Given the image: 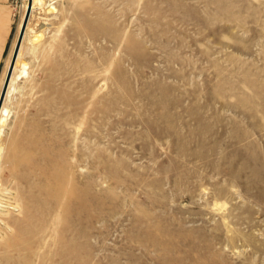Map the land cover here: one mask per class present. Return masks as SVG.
<instances>
[{"label": "rangeland", "instance_id": "374dc122", "mask_svg": "<svg viewBox=\"0 0 264 264\" xmlns=\"http://www.w3.org/2000/svg\"><path fill=\"white\" fill-rule=\"evenodd\" d=\"M26 3L0 0V79ZM33 6L0 264H264V0Z\"/></svg>", "mask_w": 264, "mask_h": 264}, {"label": "bare ground", "instance_id": "6f19581e", "mask_svg": "<svg viewBox=\"0 0 264 264\" xmlns=\"http://www.w3.org/2000/svg\"><path fill=\"white\" fill-rule=\"evenodd\" d=\"M37 5H40L42 6L43 5V0H34V6L33 8H36ZM28 8V3H26V9ZM26 9H25V12H24V15H22V20H21V23H20V26L23 28V24H24V21H25V13H26ZM28 25L29 27V24L27 23L26 26ZM22 28H20L19 30V33L16 37V40L13 44V50L11 51V54H10V57H9V60H8V63H7V66L5 67V71L2 75V78H1V82H0V97H1V94H2V90H3V87H4V84H5V81H6V78H7V75H8V71L10 69V66H11V63H12V60H13V56H14V53H15V50L16 48L18 47V39L20 37V32L22 30ZM26 28V27H25ZM36 39H39V36L36 38ZM23 45H21L20 49L17 51V56H15V67H14V71H13V76H12V79H11V83H10V86L8 88V93H7V97H6V101L9 99V98H12L10 97L17 89H20L22 86L21 85H17V82L19 79H23L27 76H29V69H28V63L22 59V56L24 57V54L22 51V47ZM35 49H33L34 51ZM15 95V94H14ZM13 95V96H14ZM13 99V98H12ZM6 101L5 103L3 104L2 108H1V114H0V127L1 126H4L5 122L7 121V117L9 116L10 114V109L8 107V105L6 104ZM0 135H1V130H0ZM1 150V149H0ZM0 156H1V151H0ZM66 184V183H65ZM82 185V184H81ZM66 188V186H65ZM59 192V191H58ZM5 195V194H4ZM58 196V195H57ZM54 197V196H53ZM2 199V198H0ZM60 207V206H59ZM5 212V211H4ZM57 213V212H56ZM59 215V213H58ZM53 222V221H52ZM48 229V228H47ZM39 231V230H38Z\"/></svg>", "mask_w": 264, "mask_h": 264}, {"label": "water", "instance_id": "95a60500", "mask_svg": "<svg viewBox=\"0 0 264 264\" xmlns=\"http://www.w3.org/2000/svg\"><path fill=\"white\" fill-rule=\"evenodd\" d=\"M32 5H33V0H30L29 8H28L27 14L25 16V21H24V24H23V28H22V30L20 32V37L18 39V47L15 50V53H14V56H13V60H12L10 69L8 71V75H7V78H6V81H5L3 90H2V94H1V97H0V112H1V108H2L3 103H4V99H5L6 94H7L9 83H10L12 75H13V71H14V67H15V56H17V51L20 49V47L22 45L23 36H24L25 30H26L25 27H27L26 24L28 23V18H29L30 11L32 9Z\"/></svg>", "mask_w": 264, "mask_h": 264}, {"label": "crops", "instance_id": "0c3cea01", "mask_svg": "<svg viewBox=\"0 0 264 264\" xmlns=\"http://www.w3.org/2000/svg\"><path fill=\"white\" fill-rule=\"evenodd\" d=\"M9 33H10V27L6 28V30H3V29L0 30V64L2 63V60L4 59V56H5L6 43H7ZM9 57L7 58L6 62L8 61Z\"/></svg>", "mask_w": 264, "mask_h": 264}]
</instances>
